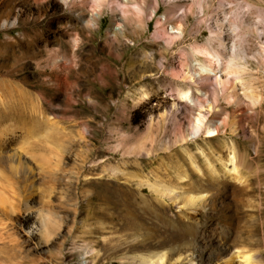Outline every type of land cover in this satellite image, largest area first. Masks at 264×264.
Returning a JSON list of instances; mask_svg holds the SVG:
<instances>
[{"label":"rangeland","instance_id":"374dc122","mask_svg":"<svg viewBox=\"0 0 264 264\" xmlns=\"http://www.w3.org/2000/svg\"><path fill=\"white\" fill-rule=\"evenodd\" d=\"M249 2L263 29L264 0ZM229 3L209 0L198 13L190 0H158L145 29L113 41L109 9L99 28L76 35L80 19L61 0H0V264H141L162 254L163 264H264V36L244 31L239 49L255 105L229 101L213 78L189 86L170 74L204 60L193 53L209 43L203 20ZM158 21L166 37L182 24L184 37L157 43ZM188 87L203 107L177 96ZM198 112L222 123L218 135L188 139ZM231 144L234 174L222 165Z\"/></svg>","mask_w":264,"mask_h":264},{"label":"bare ground","instance_id":"6f19581e","mask_svg":"<svg viewBox=\"0 0 264 264\" xmlns=\"http://www.w3.org/2000/svg\"><path fill=\"white\" fill-rule=\"evenodd\" d=\"M63 4L70 9L72 13H77V18L80 19V25L73 26V30L76 31L81 28V30H91L92 28H99L100 23L98 21L99 16L103 13L104 9H109L113 15L114 24L112 29V39L113 41L117 36L125 35L130 27L145 29V22L153 17L158 11V0H152L148 4L149 0H61ZM174 4L180 0H170ZM191 4L188 7L189 11L196 9L198 13H205V9L209 5V0H190ZM229 6L225 10L223 7H219L217 11L212 14H206V18L203 20L207 24V29L210 32L208 46L197 44L195 45L194 55L204 56V60H199L196 57L191 58V64L189 65V70L178 71L176 68H171L170 74L173 78H181L184 82L188 83L189 86H196L202 80L214 79L216 85L226 93L227 98L230 100H235L238 103L241 102L239 98L241 95L246 98L249 105H255L260 101V96L257 94V89L254 87L253 82L246 80L247 68L241 62L245 57H247L246 52H240V45L249 43V36L244 33L248 32L250 36L254 35L256 39L260 40L264 36V28H260L261 20L259 15L256 17V13L259 12L258 7L249 2V0L243 1V9L240 8L238 3L235 4V0H230ZM9 7V6H8ZM242 9V10H241ZM246 10V11H244ZM168 13H172L168 12ZM174 13V12H173ZM221 14V15H220ZM245 14H248L253 19V24L245 21ZM174 17V16H172ZM181 18L180 16H176ZM171 18V17H169ZM182 18L186 20L188 18L186 10H183ZM167 18H165L166 20ZM79 22V21H78ZM177 23V22H176ZM164 23L160 21L157 22L156 30L154 32V41L160 43L164 40L166 36V30L163 26ZM227 29V30H226ZM108 31V33H110ZM170 36L166 37L165 45L172 46L176 40L184 37L183 25L175 24L171 26ZM227 33V34H226ZM111 34V33H110ZM119 35V36H120ZM231 42L229 48H227V38ZM252 38V37H251ZM254 40V39H253ZM252 40V42H253ZM79 43V36H76L72 41V46L76 48ZM256 43V42H255ZM213 44L216 46L214 47ZM162 45V44H161ZM211 45V46H210ZM252 45V44H251ZM259 45V44H258ZM213 46V47H212ZM164 47V46H163ZM242 47V46H241ZM245 47V46H244ZM260 47V46H259ZM228 49H230L228 51ZM241 50V49H240ZM229 52V55H225V52ZM254 51V50H253ZM245 52V53H244ZM191 54V53H190ZM227 54V53H226ZM256 54L264 57V51H256ZM255 55V54H254ZM257 56V55H256ZM253 57V56H252ZM49 58L54 63H66L68 58L65 56L50 55ZM149 58L148 54H144V60ZM251 58V57H250ZM255 58V57H254ZM257 58V57H256ZM74 59V58H73ZM263 59V58H262ZM72 60V59H71ZM143 60V58H142ZM189 62V61H188ZM247 64V63H246ZM184 70V69H181ZM252 76V75H251ZM224 77V78H223ZM250 77V76H249ZM258 87V86H257ZM239 89L242 92H239ZM197 94L205 97L204 93L200 88H196ZM260 92V91H259ZM178 97L182 101L189 102L193 106H201V101L195 98L191 87L188 89L180 88L177 90ZM225 94V93H224ZM197 97V96H196ZM201 99V97H200ZM206 101V100H205ZM209 103V102H208ZM210 106V104H208ZM207 105V106H208ZM200 107V108H201ZM203 109V108H202ZM202 111V110H201ZM205 114V113H204ZM202 112H198L192 117L190 125V137L189 140L204 136L205 138H211L218 135V127L221 122H216L210 124L205 120V116ZM228 153L226 158H222V165L226 172L230 174L237 173L238 169V158L234 146L228 145ZM146 182V181H144ZM145 185V184H144ZM146 185L154 190L156 193H160L163 197L165 194L162 190L159 191L158 184L152 181H147ZM173 195L170 199L175 198V192L169 191ZM191 202H194L193 198H190ZM240 260L239 264H250V258L245 256H237ZM156 262V261H155ZM151 261V259H143L140 263L142 264H163L164 255H160L157 263Z\"/></svg>","mask_w":264,"mask_h":264}]
</instances>
